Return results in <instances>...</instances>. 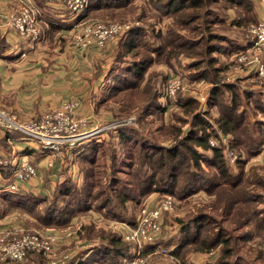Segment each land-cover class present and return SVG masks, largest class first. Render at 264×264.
<instances>
[{"label": "trees", "instance_id": "trees-1", "mask_svg": "<svg viewBox=\"0 0 264 264\" xmlns=\"http://www.w3.org/2000/svg\"><path fill=\"white\" fill-rule=\"evenodd\" d=\"M97 9H109L113 19L124 20L126 16L120 14L137 13L134 15L137 20L148 17L152 21L147 25L149 32L141 26H134L119 36L116 43L119 48L111 51V61H107L110 70L104 78L103 88L108 84H120L108 86V89L114 87L115 91L99 98V105L105 106L110 101L109 108L115 112L113 109L116 108L111 103L117 102L118 115L121 112L123 115L143 112L153 115L155 112L161 114L169 111L174 121L168 122L165 132H162L165 125L147 127L152 121L146 117L139 119L141 126H146L141 132L134 129V134L129 136L120 129L111 131V136L117 138V149L126 148L125 156L115 150L107 154L102 148L103 144L92 149L82 163L83 169H86L84 190L75 193L66 184L60 187L55 197L65 199L67 204L59 208L57 201L51 202L46 212L59 211V219L56 221V216L48 214L49 222L64 228L69 219L63 216L62 211H66L67 206L70 214L85 213L89 208L107 214L108 199H100L104 190L100 176L95 174H104L109 166L113 171L109 194L116 193L121 204H126L131 198L140 202L149 192L172 195L174 208L183 211L174 218L180 232H185L172 251L175 258H181L189 249L200 252L216 249L217 258L206 264H239L240 261L246 264L264 263V215H259L260 210L264 209L257 206L262 201L259 200L260 192L264 190V164L252 165L249 169L246 166L249 158L264 146V128L257 120H251L252 116H258L257 111L264 114V102L254 97L256 99L252 103L255 108L249 106V93L244 92L241 96L235 84L222 82L229 64H222L219 60L220 55L228 57L232 54L222 51L227 41L224 34L233 31L234 27L244 31L253 22L247 15L243 22H227L229 10H234L236 14H248L249 4L245 0H89L86 12ZM165 36H168V40ZM182 59L189 60L184 67L186 72L182 74L187 75L190 81L211 84L207 109L204 111L200 110L195 99L178 98L171 103L166 94L158 91V83L176 74L177 70L172 65ZM158 67L162 70H158ZM165 67L171 68L170 71H164ZM225 92L230 94L229 101L223 97ZM160 96L164 97L163 103L159 101ZM166 97L169 98L167 102ZM243 99L248 110L245 108L241 111ZM175 108L180 110L182 116L171 114L170 110ZM214 122L221 131L232 136L229 147L237 153L235 162L241 167L238 172L233 173L228 169L222 146L209 144L215 131L212 129ZM185 125L186 130L183 128ZM156 131L159 133L157 139L151 138L150 135ZM254 131L258 132L255 136ZM93 158L99 160L94 163L91 161ZM101 158L108 163H101ZM142 159L145 165L134 170L136 163ZM100 163L102 172L96 170ZM205 165L211 169L205 172ZM117 173L131 177L138 174L137 179L144 185L134 188L127 180V184L121 186ZM256 177L258 180L253 182ZM178 182L184 185V190L175 195L174 188ZM9 194L0 196L5 212L13 209L21 213L30 212L44 201L33 198L31 203H14ZM91 231L95 232L92 226H83L78 234L97 238L101 243L110 245L113 253L108 255V261L122 264L127 245L119 235L112 230L98 229L96 234H91ZM75 259L62 261L66 262L63 264H94L93 261L76 262Z\"/></svg>", "mask_w": 264, "mask_h": 264}, {"label": "crops", "instance_id": "crops-1", "mask_svg": "<svg viewBox=\"0 0 264 264\" xmlns=\"http://www.w3.org/2000/svg\"><path fill=\"white\" fill-rule=\"evenodd\" d=\"M33 1L35 7L39 10V26L41 28V37L37 44L29 46L17 32L0 27V110L13 115L19 121H26L37 118L44 112L59 107L66 100L75 99L79 101L80 105V108L76 112V117H85L88 122L86 127H89L91 118L93 121L91 124L95 123V126L98 125L96 124L98 120L102 121V124H107L100 114L104 106L99 105L98 100H93V96L99 94L103 80L108 75L110 67H108L107 61H111L109 55L112 47L116 45L117 39L107 43L103 50L91 47L83 53H76L71 42L74 32L78 30L80 23L77 20L78 18L68 11L64 0ZM239 1L242 2V0ZM245 2L249 4V13L236 14L234 10H229L227 22H243L246 15L253 22H250L244 31H241L240 27H234L233 31L224 34L227 41L224 43L222 51H229L232 54L228 57L224 55L222 59L219 56V60L222 64H229L222 82L228 85L235 84L241 96H243L244 92L249 93V106L254 107V103H252V100L256 99L254 97H258L259 100L264 102V81L253 75H248L246 68L235 69L232 59L238 51L249 45L250 37L248 30L252 24H257L261 17L264 16V0H245ZM15 8L14 2L0 0V10L2 13L10 12ZM61 37L64 39L61 40ZM185 60L189 61L188 59ZM163 69L167 71L166 68ZM192 82L198 83L197 85L202 87L199 90L196 88L198 94L208 98L211 84L205 81ZM223 97L227 101L230 100V94L227 92L223 94ZM180 98L198 100L197 97L190 93L188 96ZM159 101L163 103L164 97L160 96ZM241 104L240 110L242 111L246 108L244 106L246 105L245 99H243ZM201 109L203 111L207 109V100L204 106L201 105ZM246 109L248 110V108ZM256 115L258 116H252L251 120H257L261 124V127L264 128V114L257 111ZM212 125V129H215V131L211 138H219L222 135L226 136L231 142V134L221 131L215 122ZM183 128L186 130V125ZM12 133L13 131L5 130L0 125V155L8 157L13 162H16V160L30 161L36 168V175L28 180H16L11 176V167L0 169V196L1 194L10 193L9 198L14 203H22L23 201L24 203H31V199L33 198L40 202L44 200L39 204L37 203L39 207L46 204L47 197L45 196L49 195L47 193L48 190L54 187V189L57 188L56 190H58L57 186L60 188L66 184L75 193H80L81 190H84L86 169H83L82 163L85 156L90 155L89 153L96 146L101 147L103 144L101 138H96L94 137L95 135L90 136L80 140L73 147H69L68 150L65 148L68 152L71 151L69 153L66 152L64 158L63 155L61 157H54L49 151L34 149L31 147V144L30 146L27 145L28 143L21 138L19 132L18 138L17 136L11 137L9 134ZM256 134L258 132L254 131V136ZM223 153L227 159L224 148ZM98 160L93 158L91 161H95L94 163H96ZM101 161L104 164L108 163V161H104V158H101ZM257 163L264 164V146L249 158L246 166ZM11 183L17 185L16 190L10 191L7 189ZM39 194H42V198H39ZM156 196V192H149L146 199H148L150 204H153L157 200ZM65 202V199H59V208L64 207L67 204ZM1 205H3L2 202H0V229H19V226H21L19 224H22L21 219L25 218V213L18 212L17 209L5 212ZM258 207L264 209V206L261 207L260 204ZM69 210L70 208L67 206V210L62 211L63 216L69 219V226L78 225L80 228L76 231V235L64 236L65 233L59 235L61 237L59 246L69 245L68 243L72 246L73 244L71 249L60 250L59 255L70 253L71 258H76V262L81 260L85 262L93 261L94 264H111L108 261L109 259H107L108 255L113 253L110 245L101 243L97 238L81 237L80 233L78 234L83 226H92L95 232L91 231V234H96L98 229H103L104 231L112 230L125 242L127 248L123 251V256L125 255V257H123L122 264L133 256L135 247L123 239L118 228L124 222L134 225L136 217L123 214L124 216H121L120 221H117L109 217L105 212L94 208H89L85 213L74 212L70 214L68 213ZM165 214L167 212L161 218L162 232L156 244L145 247L142 250V254L147 257L148 261L150 259V264H206L217 258L218 253L216 249L213 250L214 253L212 254H209L210 251L200 252L189 249L185 251L181 258H175L172 255V251L178 246L179 241L168 238L165 242L164 227L166 226L163 219ZM80 215L82 223L80 222L81 218L78 220ZM259 215H264V211L260 210ZM113 225L116 226L114 227ZM248 229L249 231L251 230L250 227ZM64 230L59 229V232H63ZM159 248H167L169 253L166 255L161 254ZM32 253L21 263L0 261V264H43L37 258L41 254ZM160 255L169 256V258H164L162 261L156 260ZM67 260L69 259L65 261ZM63 263L66 262L62 261L61 264ZM239 264L246 263L240 261Z\"/></svg>", "mask_w": 264, "mask_h": 264}, {"label": "built area", "instance_id": "built-area-1", "mask_svg": "<svg viewBox=\"0 0 264 264\" xmlns=\"http://www.w3.org/2000/svg\"><path fill=\"white\" fill-rule=\"evenodd\" d=\"M9 1L14 2L16 8L4 13L0 10V27L17 32L29 46L37 44L41 37V28L39 26V10L35 7L34 1ZM88 2L89 0H64L68 11L77 17L80 23L71 42L76 53H83L91 47L103 50L111 40L117 39L134 27L133 24L127 22L115 23L100 19L82 21L81 16L85 13ZM248 31L250 43L234 55V68H246L248 75H253L264 81V16L257 24H252ZM22 54L24 53L22 52ZM184 80L185 78L179 74L170 76L166 84L167 94L172 97L178 93H187L189 88ZM189 93L197 97L202 106L205 105L206 96L198 94L196 90ZM79 106L78 100H66L59 107L26 121H19L13 115L0 110V125L5 130L19 132L28 146L31 144L34 149L49 151L54 157H61L65 147H72L80 140L95 133L118 126V122L113 121L96 125L88 130L85 127L87 119L83 116L76 117ZM229 143L228 138L222 135L209 140L211 146H222L226 150L227 158L234 162L237 160V153L229 147ZM6 167H11V176L16 180H28L36 175V168L30 161L16 160L13 162L8 157L0 155V169ZM7 189L14 191L17 189V185L11 183ZM173 201L172 195L164 194L153 204L149 203L141 208L134 225L125 222L121 224L118 228L121 236L135 247L133 256L123 264H149L147 257L142 254V250L156 244L162 232L161 218L164 213L173 208ZM79 228L77 226L76 230ZM76 230H72L73 233ZM68 234L67 236L71 235V230H68ZM60 238L59 236V240ZM56 241L57 237L54 235L44 236L38 232L23 231V228L0 229V261L19 262L24 260L31 251H37L49 257L53 254V245ZM159 252L166 255L169 250L159 248ZM212 253H214L213 250L209 252V254ZM70 257V253H63L59 256V262L60 259L66 260Z\"/></svg>", "mask_w": 264, "mask_h": 264}, {"label": "rangeland", "instance_id": "rangeland-1", "mask_svg": "<svg viewBox=\"0 0 264 264\" xmlns=\"http://www.w3.org/2000/svg\"><path fill=\"white\" fill-rule=\"evenodd\" d=\"M149 9H150V7H148V10ZM110 14L111 13H110L109 9H103V10L97 9V10H93V11L89 10L88 12L85 11V13H83V15L81 16V18H82L81 20L85 21V20H88V19H100V20H104V21H107V22H115V23L127 22V23H130V24H133V26H141L144 29V31H147V32L150 31V29H149V27L147 25L150 24L152 21H150V19H147L148 17H146L145 19L137 20L135 18V16H134L137 13H135L133 15H131V14H127V15L120 14V16H126V18L124 20H118V19H113V17H111ZM147 14L150 17V12H148ZM118 38H117V40H118ZM63 39L64 38L61 37V40H63ZM165 39L168 40V36H165ZM116 47H117V44L112 47V52L114 51V49ZM117 48H119V47H117ZM158 50L161 51V48H159ZM111 53L109 55L110 58H111ZM153 56L154 57L156 56L155 53H154ZM220 58L221 59L224 58V55H220ZM232 60H233V63H234V58ZM187 62H188L187 60L182 59L181 61H179L177 63H173L174 65H172V67L177 70L176 74H179L180 76L185 78L184 82H186L188 84V88H189L187 93H183V94L182 93H178L177 95L172 96V97L169 96L167 94V86H166L167 79L160 81V83H158V85H157L158 86V91L160 93L166 94L170 98L169 101L171 103H173L172 101H174V99H178V98H180L182 96H188L190 91L197 90V89L199 90L200 88H202L201 86L197 85L198 83L196 84V83L190 81L191 79H189V77L187 75L182 74L183 72H186L184 67H185ZM231 63H232V61H231ZM165 68L167 69L168 72L171 69V68L169 69L168 67H165ZM159 69H160V67H158V70ZM160 70H162V69H160ZM115 71L120 72L119 69H115ZM146 77H147V74L145 75V79H146ZM145 79L143 81H145ZM123 81H125V80H123ZM103 82H104V80H103ZM117 84H120V83L119 82L113 83V85H109L108 84V86H118ZM108 86H106V88H103V85H102L101 86V91H99V94H97L96 96L95 95L93 96V98H94L93 100H98L99 98L105 97L108 94H111L113 91H115L114 87L108 89L107 88ZM180 95H182V96H180ZM168 97L165 98L166 102L169 99ZM197 102H198L199 107L201 108V101L197 100ZM109 103H110V101H108L105 104L104 109H101L102 112H100V114H101L102 118L104 120H106V123H110V122L116 121V122H118V126L106 128L105 130L100 131V132L95 133V134L92 135V136L95 135L94 137H96V138L98 137V138L102 139V143H103V147L102 148L106 151L107 154L112 152L113 150H115V151L119 152V154L121 153L123 156H125L124 154H125V151H126L125 150L126 148H123L122 150L121 149H117L118 148L117 147L118 146L117 145L118 144L117 143V138L111 136V131H116L117 129H120V130L125 131L129 136L131 134H134V132H135L134 129H138L141 132L142 128L146 129V126H141V124H140L141 121L139 119L146 117V119L152 121V122H150L147 125V127L149 126V128H158L159 125H165V126H162L163 127L162 132H165L166 129H167L166 126L168 125V122L174 121V119L170 117V114H168L169 111L165 112V113L163 112L164 114L162 112H161V114L160 113L158 114V113L155 112L153 115H146L145 112H143L141 114L133 113V114H129V115H123L124 113L121 112V115H118L117 114L118 113V110H117L118 109V105L116 104L117 102L115 104L111 103V106L116 108V109H113L115 112H112L110 110L109 105H108ZM212 109H213V111L215 110L214 107ZM170 112H171V114H174V116H177V117L178 116H182L180 114V110L178 108H175V110L171 109ZM104 113L107 114V115H105ZM108 113H110V115H108ZM110 116H111V118H110ZM159 116H160L161 119L159 118ZM91 122H93L92 118H91ZM91 122H89V124H90L89 127L85 126L88 130H90L91 128H93L95 126V123L91 124ZM101 122L102 121L98 120V123L96 122V124L101 125L102 124ZM87 124H88V122H87ZM160 128H161V126H160ZM9 135L11 137L17 136V138H18L19 133L18 132H13L12 134H9ZM150 136H152L151 138L154 137V139H157V137L159 136V133H158V131H156L155 133H153V135H150ZM109 146H111V148H109ZM65 148L67 150L69 149V147H65ZM66 149H65V151L63 150L64 154L66 152L69 153L71 151L70 150L68 152ZM64 154H63V156L65 158L66 155H64ZM235 161L233 162L232 160H229L228 158L226 159V162H228L227 167L233 173L238 172L241 169V167H239L238 163L236 164ZM100 162H102L101 159H100ZM136 164L137 165L134 167V170H136L138 168V166H140V165H142V166L145 165L143 159L141 160L140 163H136ZM252 165H261V164L257 163V164H252ZM252 165H250V166H252ZM98 166H100V167H97L96 170H99L100 172H102L101 171L102 170V164L100 163ZM250 166H247V168L249 169ZM106 169H107V171L105 172V174L102 173L103 174L102 175L101 173H96L95 175L96 176L99 175L101 180H102L101 188H103L104 193L101 195L100 199L101 198H102V200L104 198L108 199L107 207H106L107 215L109 217H112L114 220H117V221H120L121 216H124L123 214H129V215H132L134 218L135 217L137 218L139 216V214H140L141 208L144 205L149 204L148 199H146V197H144V198H142L140 200V202H137L135 199L131 198V200L127 201L126 204H121L119 202V199L116 197V193L109 194V189L108 188H109V185H110V182H111V177H112L113 171H112V167H109V166ZM209 169H211V168L205 165V172L208 171ZM245 173L247 174V171ZM137 175L131 177L130 175L127 176V175H124L123 173H117L116 176L119 177L118 181H119V184L121 186L124 183L127 184V180H130V182H131V184L133 185L134 188H138V187L142 188V186L144 184H143V182H142V184H140L139 179H137ZM197 180H199V179H197ZM257 180H258V177H256L253 182H256ZM196 183L197 182H195L194 184L196 185ZM204 184L206 185V183H204ZM183 186L184 185H182L181 182H178V186H176V188H174V194L176 195V194L183 193V190H184ZM57 187L59 189V186H57ZM192 187H194V186H192ZM54 188L48 190L47 193L49 195L45 196V197H47V200H46V204L44 206L36 207V208L32 209V211H30V212L29 211H26V212L23 211V213H25V218L21 219L22 220V222H21L22 224H19V225H21V226H19V228H23V231H31V232H35V233L38 232V233H41L44 236H46V235H49V236L54 235V236L57 237V241L54 242V245H53V254L52 255H50L49 257H46V256H44L42 254L37 256L38 261L40 263H43V264H45V262H46V264H59V256H61V255H59V251L62 250V249H66V250L67 249H71V247L73 246V244L71 246L70 243H68L69 245H61V246H59V235H63L66 231L67 232L64 234V236L69 235L68 234V230H71V235L70 236L76 235V232L73 233L72 230H76V227L78 226V225L77 226H75V225H70L69 226L70 223L66 222L64 224V226H63L64 228H62V227L59 228V226H56L55 224L49 222L51 220H49L50 215H48V214L56 216L55 217L56 221L59 219V217H58L59 216V213H58L59 211H55L53 213H47L46 212V209H48V206L51 204V202L54 203L55 201H57V203H59V198L55 197V196H57V194H56V191H57L56 189L57 188L56 189H54ZM96 188H98V187H96ZM126 191L129 192L128 190H126ZM129 193L131 194V192H129ZM138 193H139V191H138ZM39 196H40L39 198H42V194H39ZM162 196L163 195L157 193L156 198L159 199ZM259 200H262L259 203L260 206L261 207L264 206V190H262L260 192ZM124 212H126V213H124ZM181 212L183 213V211L181 209L180 210H176L174 208V206H173V208L170 211H168L167 214H165V216L163 218L164 219V224L166 226V227H164L165 238H166L165 242L168 240V238L169 239L173 238V240H176V241H181L183 239V237L185 235V232H180V230H179L180 226L177 224L176 219L174 218L176 215L181 214ZM80 218H81V215L78 217V220ZM80 222L82 223V218H81ZM71 228H73V229H71ZM59 229H65V230L63 232H59ZM76 231H78V230H76ZM190 232H192V231H190ZM31 252H37V251H31ZM37 253H39V252H37ZM28 255H30V252H29ZM71 257L68 258V259L69 260L72 259ZM164 258H169V256L160 255L159 257L156 258V260L162 261ZM24 260L19 261V262L21 263ZM52 261H54V262H52ZM19 262H17V263H19ZM148 262L150 264V259H149ZM153 262H155V261L153 260Z\"/></svg>", "mask_w": 264, "mask_h": 264}]
</instances>
